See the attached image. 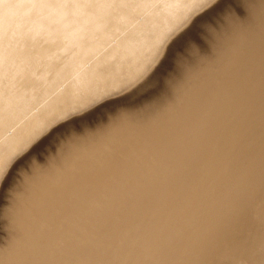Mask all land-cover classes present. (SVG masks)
Here are the masks:
<instances>
[{
	"label": "rangeland",
	"instance_id": "374dc122",
	"mask_svg": "<svg viewBox=\"0 0 264 264\" xmlns=\"http://www.w3.org/2000/svg\"><path fill=\"white\" fill-rule=\"evenodd\" d=\"M146 1L65 5L49 36L14 33L40 21L34 10L11 19L0 36L15 46L0 67V106L19 94L39 98L44 84L60 88V76L91 48L99 77L90 96L127 84L156 52L126 61L116 45L137 38L132 23L148 20L138 12ZM207 1L180 0L174 12L188 17V5ZM165 9L150 31L180 26ZM188 19L134 85L21 139L28 145L42 132L0 173V264L264 260V0H212ZM11 144L2 140L0 156ZM210 228L227 244L209 239Z\"/></svg>",
	"mask_w": 264,
	"mask_h": 264
},
{
	"label": "bare ground",
	"instance_id": "6f19581e",
	"mask_svg": "<svg viewBox=\"0 0 264 264\" xmlns=\"http://www.w3.org/2000/svg\"><path fill=\"white\" fill-rule=\"evenodd\" d=\"M211 1L212 0H208L202 6L188 5L187 14L190 15L188 17L185 15L182 18L177 12H174V7H177L180 4V0H147L138 12L146 16L148 20L143 23H132V26L137 30V32L134 30L137 38H129L124 43H120L117 40L116 45L126 61L137 60L139 55L151 48V46L156 48V52L149 64L139 67L129 75L128 79H130V81L125 85L110 89H102L96 96H90V84L99 77L98 67L91 68L89 65V62L94 60L98 55V51L91 48L85 50L80 58L75 59L71 65V71L60 76V88L54 90L50 84H44V94L39 98H35L32 95L25 98L23 94L16 95L13 98H7L0 106V146L4 138L11 139V146L2 156L5 159L12 158L8 166L12 163L15 155L23 154L37 142V139L42 132L33 138L28 145L19 146L21 139L29 137L35 128L44 127L43 129H46L44 132L50 130L55 124L65 118L73 114L81 113L87 109L89 110V108L93 107L100 101L119 94L134 85V83H136L144 74H146L149 68H151V64L159 56V49L167 41L169 35L171 36L174 34L184 23H186L187 20H189V17L201 10V8ZM55 2L58 3V7H55ZM80 2H82V0H0V36L9 32L11 26L9 21L11 19L16 16H28L32 10L39 15L38 20L40 21L33 22L26 27L18 26L15 28L14 33L21 36L27 34L31 38L36 36H49L51 30L56 27L65 15V12L61 8L65 5L77 4ZM162 7L166 8L164 12H166L171 21L173 20L180 24L177 30L172 32L168 31L165 34H161L157 30L150 31V29L156 24L155 20L157 19V15L160 14L158 13L159 8ZM100 12L105 13L106 11L103 9ZM76 13H79V11L77 10ZM123 14L124 12L120 16H123ZM123 18L124 16L122 19ZM90 19L91 17L88 15L86 20L89 21ZM147 29L149 31L148 33L145 32ZM123 32L124 31L119 32V35L123 34ZM78 36H81L80 32L76 31L72 33L73 38ZM72 44L77 45L75 42H72ZM0 45H2L0 46V67H2L6 62L8 55L15 50V46L10 43H3ZM29 62L30 61L27 60L23 64L27 65ZM116 102L117 101H115V103ZM103 107L106 106H100L84 117L87 119L94 114V111L100 110ZM25 123L27 127L24 130L22 129L23 131L19 130L23 124L25 125ZM64 127L65 125L59 127L58 130L53 133L63 130ZM45 140H43L41 144L44 143ZM40 145H38V147ZM33 151L26 156L28 157L31 155ZM231 157L232 155H229L226 160H230ZM21 162L22 160L19 163ZM31 170L33 171V169ZM236 211L242 212L243 209ZM211 217L213 216L210 214L209 219ZM204 232L207 233L209 239L216 240L221 244H227V239L220 229L210 228L205 229ZM206 241L207 240H205V242ZM235 241L236 240L233 238L226 248L233 246ZM257 264H264V260H260Z\"/></svg>",
	"mask_w": 264,
	"mask_h": 264
},
{
	"label": "snow or ice",
	"instance_id": "6c2138e0",
	"mask_svg": "<svg viewBox=\"0 0 264 264\" xmlns=\"http://www.w3.org/2000/svg\"><path fill=\"white\" fill-rule=\"evenodd\" d=\"M193 2L195 3L197 0H193ZM144 87H148V83H145ZM11 159L12 158L5 159L4 157L0 156V173H3L5 169L8 168V164L11 162Z\"/></svg>",
	"mask_w": 264,
	"mask_h": 264
}]
</instances>
